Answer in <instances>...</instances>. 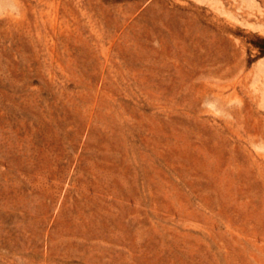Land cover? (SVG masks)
<instances>
[{
  "label": "rangeland",
  "instance_id": "374dc122",
  "mask_svg": "<svg viewBox=\"0 0 264 264\" xmlns=\"http://www.w3.org/2000/svg\"><path fill=\"white\" fill-rule=\"evenodd\" d=\"M0 264H264V0H0Z\"/></svg>",
  "mask_w": 264,
  "mask_h": 264
}]
</instances>
